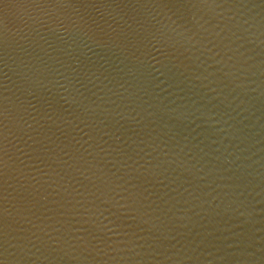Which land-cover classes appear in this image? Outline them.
Returning a JSON list of instances; mask_svg holds the SVG:
<instances>
[{"label": "water", "instance_id": "1", "mask_svg": "<svg viewBox=\"0 0 264 264\" xmlns=\"http://www.w3.org/2000/svg\"><path fill=\"white\" fill-rule=\"evenodd\" d=\"M0 261L264 264V0H0Z\"/></svg>", "mask_w": 264, "mask_h": 264}, {"label": "snow or ice", "instance_id": "2", "mask_svg": "<svg viewBox=\"0 0 264 264\" xmlns=\"http://www.w3.org/2000/svg\"><path fill=\"white\" fill-rule=\"evenodd\" d=\"M127 190V189H126ZM121 199H124L126 201H130V203L121 204L119 200L115 201V206L119 208H128V209H134L136 211H139L138 205V197L135 194H130L128 197L121 196ZM134 219V217H133ZM158 239V238H157ZM0 264H3L2 261H0Z\"/></svg>", "mask_w": 264, "mask_h": 264}]
</instances>
